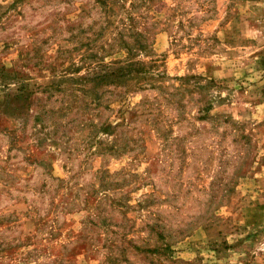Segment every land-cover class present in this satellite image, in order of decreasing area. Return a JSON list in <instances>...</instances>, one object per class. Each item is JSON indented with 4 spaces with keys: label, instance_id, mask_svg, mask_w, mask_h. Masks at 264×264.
<instances>
[{
    "label": "rangeland",
    "instance_id": "rangeland-1",
    "mask_svg": "<svg viewBox=\"0 0 264 264\" xmlns=\"http://www.w3.org/2000/svg\"><path fill=\"white\" fill-rule=\"evenodd\" d=\"M0 264H264V0H0Z\"/></svg>",
    "mask_w": 264,
    "mask_h": 264
},
{
    "label": "trees",
    "instance_id": "trees-1",
    "mask_svg": "<svg viewBox=\"0 0 264 264\" xmlns=\"http://www.w3.org/2000/svg\"><path fill=\"white\" fill-rule=\"evenodd\" d=\"M113 73H108V74H101V75H97L95 76V79H98V80H104L106 79L107 77H109V75H112ZM105 81V80H104ZM208 109L206 107V112L204 114H200V116H198V119L200 120H208V119H211V116L208 115ZM202 110H205V109H202ZM224 122H227V121H224Z\"/></svg>",
    "mask_w": 264,
    "mask_h": 264
}]
</instances>
